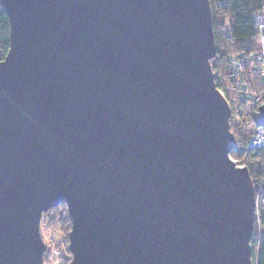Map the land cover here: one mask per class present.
I'll return each mask as SVG.
<instances>
[{
	"label": "water",
	"instance_id": "95a60500",
	"mask_svg": "<svg viewBox=\"0 0 264 264\" xmlns=\"http://www.w3.org/2000/svg\"><path fill=\"white\" fill-rule=\"evenodd\" d=\"M0 264H253L209 0H0Z\"/></svg>",
	"mask_w": 264,
	"mask_h": 264
},
{
	"label": "trees",
	"instance_id": "16d2710c",
	"mask_svg": "<svg viewBox=\"0 0 264 264\" xmlns=\"http://www.w3.org/2000/svg\"><path fill=\"white\" fill-rule=\"evenodd\" d=\"M209 3L216 47L215 57L211 60V69L217 74L215 78L217 88L222 89L224 97L228 99L230 79L227 57L232 52H253L258 49V33L252 14L263 8L264 0H209ZM8 29L7 16L0 6V60L4 58L8 49ZM245 80L249 81L247 75H245ZM253 81L261 87L259 78L254 77ZM246 115L243 114L237 120L230 118V131L234 137L231 157L238 165H243L248 169L255 188L256 207L250 241L251 257L253 264H264V146L247 148V140L254 125L253 116L246 119ZM248 129H250L249 133L246 134ZM49 211L54 212V215L48 219L46 224L53 230H58L61 237L53 247L48 249L46 245L43 264L54 263L55 258L59 260V264H68L70 253L67 249V235L70 230V218L66 205L60 203ZM52 248L59 249V254L55 257H53Z\"/></svg>",
	"mask_w": 264,
	"mask_h": 264
},
{
	"label": "built area",
	"instance_id": "2783aa9c",
	"mask_svg": "<svg viewBox=\"0 0 264 264\" xmlns=\"http://www.w3.org/2000/svg\"><path fill=\"white\" fill-rule=\"evenodd\" d=\"M252 18L256 24L258 33V49L253 52H232L227 57L230 95L226 99L230 118L239 119L243 114L246 119L253 116L252 128L247 148H258L264 146V6L254 11ZM216 78V72H213ZM245 75L249 81L245 80ZM257 77L261 81L258 87L253 81ZM216 83V82H215ZM224 96V91L218 89ZM54 244L51 243V247ZM53 257L59 254V249L52 248Z\"/></svg>",
	"mask_w": 264,
	"mask_h": 264
},
{
	"label": "rangeland",
	"instance_id": "374dc122",
	"mask_svg": "<svg viewBox=\"0 0 264 264\" xmlns=\"http://www.w3.org/2000/svg\"><path fill=\"white\" fill-rule=\"evenodd\" d=\"M216 48V47H215ZM218 80H220L218 78ZM249 127V126H248ZM249 130L248 129L246 132V134L249 133ZM49 211V210H48ZM44 212L41 216V220H40V224H39V227H40V234H41V237H42V240L44 241V243L47 245L48 249L51 247V243L52 244H56V242L60 239L61 237V234L58 230H53V228H50L46 222L48 221V219L53 215H54V212ZM49 227V228H48ZM49 264H59V260L57 258H55V262H51Z\"/></svg>",
	"mask_w": 264,
	"mask_h": 264
}]
</instances>
